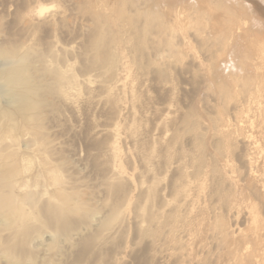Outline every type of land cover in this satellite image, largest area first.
Instances as JSON below:
<instances>
[{
    "label": "rangeland",
    "instance_id": "374dc122",
    "mask_svg": "<svg viewBox=\"0 0 264 264\" xmlns=\"http://www.w3.org/2000/svg\"><path fill=\"white\" fill-rule=\"evenodd\" d=\"M239 1L250 6L230 14L212 0H57L60 11L40 16L50 0H0V46L20 47L12 62L0 56V68L27 50L23 64L41 84L55 81L53 69L72 80L41 97L38 145L18 130L16 92L0 89L17 131L2 140L13 123L0 121V172L7 153L15 170L2 192L10 205L0 209V264L69 262L111 212L81 264L109 243L117 253L98 264H264V0ZM152 5L168 28L136 48ZM191 5L201 12H189L186 31L174 12ZM59 193L71 197L70 217L85 221L69 238L40 228L26 244L34 257L16 259L3 237L23 223L41 227L43 206H62Z\"/></svg>",
    "mask_w": 264,
    "mask_h": 264
},
{
    "label": "bare ground",
    "instance_id": "6f19581e",
    "mask_svg": "<svg viewBox=\"0 0 264 264\" xmlns=\"http://www.w3.org/2000/svg\"><path fill=\"white\" fill-rule=\"evenodd\" d=\"M152 1H154V0H152ZM212 2L214 3V5L218 9L224 10L226 13L231 12L232 14H234L232 9L235 7H238L240 10H246V8L250 6L247 2H242L239 0H229V2H231V6H228L227 4H225L221 0H212ZM198 5H199V3H198ZM148 8H146L142 11L143 17H144V23L142 24V30L135 29L137 32L134 33L133 38H134V40H136V44H135L136 48H139L140 45L143 44V42H148V46H149V36L150 35H153V34L156 35V34H158V32L166 31V29L168 28V23L163 21V20L160 21V19H159L161 13L158 12V10L153 11L154 10L153 5H152V8L151 7H148ZM189 8L190 9H188V8L185 9V7H179L174 12L175 24L180 26V27H183L186 31H188V28H186L187 23H185L184 20L191 17L189 12H193V13L201 12V10L198 7H196L195 5H191ZM254 8H252V10ZM155 9H156V7H155ZM170 13H171V10L166 12V14H168V15H170ZM163 15H164V13L162 14V16ZM156 18H158V19H156ZM152 20L154 22H153V24H150V23H152ZM239 24H242V23L238 22V25ZM243 25L245 26L246 22L243 21ZM143 27H144V29H143ZM183 28H181V30ZM236 30L238 31V29H236ZM12 34H14V33H12ZM11 35H10V37H11ZM22 38H24V37H22ZM99 38L100 37H98V36L94 37V34H93L92 39H93V42L95 43V45L98 47H101L102 51H107L106 48L108 45V40L105 38H100V39ZM17 44H19V43L13 44L10 47L5 46V48H2L0 46L1 47L0 56L5 58V59H8V61L12 62V60H10V59H13V57L18 55L17 51L19 52L18 49L20 47ZM3 45H5V44H3ZM24 51H23V55H21V54H20L21 56L19 55L20 59H19L18 63L7 62L5 65H3L0 68V89H1V91H3L4 94H8V95L12 94V93L14 94L16 92L17 97H16L15 101H13V102H15L14 108H16L18 111L22 112L25 115L24 118H22L23 116L21 117L22 119H25V123L21 124V126L19 125L20 127H18V130H21L22 133H25V135H29L32 138V142L35 145L36 144L38 145L41 143L43 144L45 141L44 134L41 133V125H40L41 111L39 110V108L41 107V105H43L42 104L43 100L41 97H46L49 93L52 94L56 88H60V86L62 85V80L66 79V78L68 79L69 77L64 75V73H62L61 70L53 69V72H55L54 74L56 75V76L53 75L55 77V81L50 83V84L49 83L41 84L42 83L41 82L42 77L38 76L36 71H32L31 68H33V67H30L29 65L23 64V63H25L27 58L30 56V53H32V51L28 52L26 50L25 53H24ZM103 53H105V52H103ZM103 53H102V56L105 55ZM41 56L44 57L43 55H41ZM93 56H95V55H93ZM259 59H262V61L264 60V52L261 53V57ZM32 60L34 61V59H32ZM99 60H101V59L99 58ZM99 62L101 63V61H99ZM31 63H32V61H31ZM94 64L95 63L93 62V65ZM97 65H98V63H97ZM43 66H44V64H43ZM43 72H44V70H43ZM42 75H43V73H42ZM47 75H49V74L47 73ZM36 79L38 81H36ZM262 79H264V78H262ZM33 81H36V83H39V84H37L36 87L32 86ZM67 83L68 84L72 83V80L68 79ZM42 88H46V89H42ZM4 111H6V110H4ZM6 117H7L8 121H10V123L15 122L12 112L10 113V111H9V112L4 113L3 111L0 110V121L5 120ZM14 124L15 123L8 126V128L6 130V134H4L5 137L2 140L9 139V141L12 143L15 141L17 131L15 132L16 126ZM17 125H18V123H17ZM12 155H13L12 153H7L4 156L5 164H2L3 170H2V172H0V209L4 210L2 214H5V210H6L3 208L4 207L7 208L10 205V203H9L10 196L8 194L7 195L4 193L2 194V192L7 191L8 187L10 186L9 181L12 178V176L14 175L15 170H14V168L10 167ZM0 169H1V167H0ZM54 181H60L59 177L57 175L54 176ZM120 188H121L120 185H112L111 190L114 194H117L120 191ZM122 191H123V189H122ZM58 199L62 203L61 207L51 205V204L43 206L40 214L44 217V224L41 225V227H38L36 225H29V224L23 223L21 225V226H23L22 229H20V230L11 229L10 235L9 236L6 235L5 237H3L2 241L5 245V249L9 253H11L16 259L21 260L22 258H25V257L32 259L34 257L35 253L33 251H31L30 249H28L26 247V244L29 243L30 236L34 232H38L40 230V228L52 230L55 232V234L58 237L63 236L65 238H69L70 235L72 234V232L77 230L79 223H82L85 221V216H86L85 214H81L77 221H74V219H72L70 217V214H71L73 208H71L69 206V203L71 201V197L68 194L59 193ZM113 199H115V198H113ZM80 208L81 207L78 204L75 206V209H80ZM13 211H14V209L13 210L11 209L9 212H13ZM150 211H152V210H150ZM114 216H115L114 212H111V214L107 220H109L110 218L111 219L114 218ZM107 220L103 222V226L100 229V231H94L93 234L89 233L87 236L82 237L79 241H77L76 246L74 245L76 247V250L72 251L73 256H72L71 260L69 262L68 261L62 262V264H81L82 260L84 259V256H85V252L86 251L90 252V250H93L94 239L96 237L100 236L102 234L103 230L105 231L108 229V227H107L108 221ZM102 221H103V219H102ZM7 226H11V223L8 222ZM16 234L18 237L16 239H13V236H11V235L15 236ZM116 245L109 243V246L105 249L103 247L98 248L97 251H94L91 254V257L89 258V261H90L89 264H98V263L107 262L108 258L112 257L114 254L117 253L116 250H117L118 246H116Z\"/></svg>",
    "mask_w": 264,
    "mask_h": 264
},
{
    "label": "clouds",
    "instance_id": "9594fccd",
    "mask_svg": "<svg viewBox=\"0 0 264 264\" xmlns=\"http://www.w3.org/2000/svg\"><path fill=\"white\" fill-rule=\"evenodd\" d=\"M41 10H43L44 14L50 13V12H57V11H60V6L57 3V0H50L49 3L39 5V8L37 11L40 12ZM43 15H40V16H43Z\"/></svg>",
    "mask_w": 264,
    "mask_h": 264
},
{
    "label": "snow or ice",
    "instance_id": "6c2138e0",
    "mask_svg": "<svg viewBox=\"0 0 264 264\" xmlns=\"http://www.w3.org/2000/svg\"><path fill=\"white\" fill-rule=\"evenodd\" d=\"M39 15H43V10H41L40 12H38Z\"/></svg>",
    "mask_w": 264,
    "mask_h": 264
}]
</instances>
